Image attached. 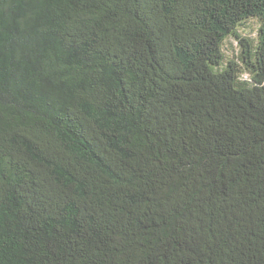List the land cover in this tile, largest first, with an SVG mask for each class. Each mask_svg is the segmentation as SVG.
Wrapping results in <instances>:
<instances>
[{
  "label": "trees",
  "instance_id": "1",
  "mask_svg": "<svg viewBox=\"0 0 264 264\" xmlns=\"http://www.w3.org/2000/svg\"><path fill=\"white\" fill-rule=\"evenodd\" d=\"M0 264H264V0H0Z\"/></svg>",
  "mask_w": 264,
  "mask_h": 264
},
{
  "label": "rangeland",
  "instance_id": "2",
  "mask_svg": "<svg viewBox=\"0 0 264 264\" xmlns=\"http://www.w3.org/2000/svg\"><path fill=\"white\" fill-rule=\"evenodd\" d=\"M244 25L245 26L239 27V30L237 33H239L240 36L253 37L256 33V27H257L256 22L254 20H248L247 23ZM238 48H239L238 40L235 39V37L230 36L226 40L223 46L225 60H228L229 58L235 59L237 52H238Z\"/></svg>",
  "mask_w": 264,
  "mask_h": 264
}]
</instances>
